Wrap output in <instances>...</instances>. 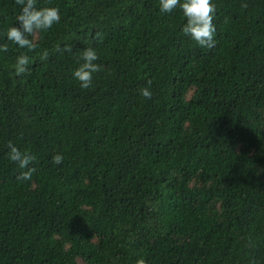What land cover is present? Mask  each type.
I'll list each match as a JSON object with an SVG mask.
<instances>
[{
    "label": "trees",
    "instance_id": "16d2710c",
    "mask_svg": "<svg viewBox=\"0 0 264 264\" xmlns=\"http://www.w3.org/2000/svg\"><path fill=\"white\" fill-rule=\"evenodd\" d=\"M48 2L37 48L0 36V264H264V0H215L211 49L158 0ZM18 10L0 0V33ZM89 45L102 67L81 89ZM9 140L36 156L30 181Z\"/></svg>",
    "mask_w": 264,
    "mask_h": 264
},
{
    "label": "clouds",
    "instance_id": "9594fccd",
    "mask_svg": "<svg viewBox=\"0 0 264 264\" xmlns=\"http://www.w3.org/2000/svg\"><path fill=\"white\" fill-rule=\"evenodd\" d=\"M19 10L15 14L16 23H11L5 27L0 36L4 40L14 43L19 49L33 50L37 48L34 37L37 33L46 32L61 19L60 9L48 2V0H16ZM161 12H171L179 9L185 22L181 25V32L195 41L202 47L211 49L215 46L216 25L214 23L216 15L215 0H158ZM99 42V38H97ZM57 50H61L59 44ZM8 45L0 43V53H6ZM63 50L71 51L68 46ZM48 51L44 50L40 54L41 59H46ZM99 55L93 46L83 47L76 58V66L71 69L72 78L79 83L81 89L89 88L94 79V75L101 70V64L97 63ZM31 58L21 51L12 64L14 73L19 76L28 71ZM150 83V81H149ZM140 95L150 98L152 93L148 87L139 89ZM7 159L16 165L19 170L16 176L18 181H30L35 168L32 166L36 156L28 149H21L11 140L7 142ZM54 164H60L63 154L56 152L51 156ZM135 264H146L141 256Z\"/></svg>",
    "mask_w": 264,
    "mask_h": 264
}]
</instances>
